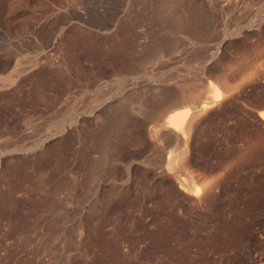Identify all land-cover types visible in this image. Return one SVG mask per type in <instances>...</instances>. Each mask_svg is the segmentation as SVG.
<instances>
[{
	"label": "rangeland",
	"instance_id": "rangeland-1",
	"mask_svg": "<svg viewBox=\"0 0 264 264\" xmlns=\"http://www.w3.org/2000/svg\"><path fill=\"white\" fill-rule=\"evenodd\" d=\"M260 263L264 0H0V264Z\"/></svg>",
	"mask_w": 264,
	"mask_h": 264
},
{
	"label": "bare ground",
	"instance_id": "bare-ground-1",
	"mask_svg": "<svg viewBox=\"0 0 264 264\" xmlns=\"http://www.w3.org/2000/svg\"><path fill=\"white\" fill-rule=\"evenodd\" d=\"M197 95H198V94H197ZM197 95H195V96H196L195 98H197ZM161 98H162V97H161ZM182 98H183V97H182ZM184 98H185V97H184ZM184 98H183V99H184ZM199 98H200V97H199ZM191 99H192V98H191ZM207 99H208V98H207ZM166 101H167V100H166ZM181 101H182V100H181ZM206 101H207V100H206ZM179 102H180V101H179ZM187 102L189 103L190 101L186 99V100H183V101H182L181 103H179V104H180V105H185ZM192 102H194V101H192ZM192 102H190V103H192ZM208 104H209V103H208ZM210 104H211V103H210ZM179 114H181V113H179ZM184 115H185V114H184ZM192 115H193V114H192ZM194 115H195V113H194ZM181 117H182V115L177 116V117L175 118V121H176V120H177V121L180 120ZM190 117H191V116H190ZM182 118H183V117H182ZM190 119H191V118H190ZM192 119H193V117H192ZM192 119H191V120H192ZM188 120H189V119H188ZM188 122H190V120H189ZM186 124H187V121H186ZM183 129H185V128L183 127ZM196 181H197V180H196ZM200 185H201V184H200ZM196 186H197V185H196ZM185 187H186V184H185ZM210 187H211V186H210ZM201 188H202V187H201ZM202 189H204V188H202ZM196 190H197V189H196ZM187 191H188V190H187ZM189 191H190V190H189ZM203 192H204V191H203ZM191 194H192V193H191ZM206 194H207V193H206ZM201 195L203 196V194H201ZM193 196H194V195H193ZM202 196H201V198H203ZM211 196H212V195H211ZM209 197H210V196H208V198H209ZM205 198H206V197H205ZM207 201H208V200H207ZM211 201H212V200H211ZM205 203H206V205H207V204L209 205L210 202H209V203L205 202ZM211 207H212V206H211ZM205 227H206V226H205ZM245 232H246V231H245ZM231 240H232V239H231ZM241 242H242V241H241ZM227 258H228V257H227ZM257 262H258V261H257ZM260 264H261V263H260Z\"/></svg>",
	"mask_w": 264,
	"mask_h": 264
}]
</instances>
